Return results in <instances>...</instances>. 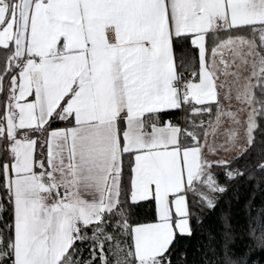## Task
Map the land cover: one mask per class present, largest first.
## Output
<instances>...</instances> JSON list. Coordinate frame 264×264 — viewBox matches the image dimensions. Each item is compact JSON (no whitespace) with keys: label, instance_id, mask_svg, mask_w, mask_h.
Listing matches in <instances>:
<instances>
[{"label":"snow or ice","instance_id":"obj_1","mask_svg":"<svg viewBox=\"0 0 264 264\" xmlns=\"http://www.w3.org/2000/svg\"><path fill=\"white\" fill-rule=\"evenodd\" d=\"M0 94V264H173L189 196L245 175L209 157L264 119V0H0Z\"/></svg>","mask_w":264,"mask_h":264},{"label":"trees","instance_id":"obj_2","mask_svg":"<svg viewBox=\"0 0 264 264\" xmlns=\"http://www.w3.org/2000/svg\"><path fill=\"white\" fill-rule=\"evenodd\" d=\"M192 67L198 68L197 58L192 60ZM183 115L180 111H174L162 115L161 119L182 123ZM213 118L214 112L211 117L206 115L197 120L204 119L207 122ZM258 122L260 128L255 134L254 145L239 160L235 159L237 153L227 159L233 161L230 167L246 169L245 175L229 181L225 177L224 169L213 168L218 183L227 188L225 193L216 194L215 208L210 210L193 204V198L189 196L193 213L191 219L193 234L191 237H179L173 245V264H223L225 228L221 216L225 213H230L229 222L236 236L235 242L229 245L231 253L234 254L233 258L238 261V264H264V251L255 249L254 242L246 234L250 217L253 221L258 217H264V172L258 169V165L264 163V119H258ZM58 126H63V123L53 125V127ZM243 147H246V143ZM146 209L147 205L141 208L134 218L145 219ZM198 218L200 219L199 224L197 223ZM209 234H211V239ZM241 236L243 239L240 238ZM249 246H253L254 249L251 253L248 251ZM84 254L87 256V249Z\"/></svg>","mask_w":264,"mask_h":264},{"label":"rangeland","instance_id":"obj_3","mask_svg":"<svg viewBox=\"0 0 264 264\" xmlns=\"http://www.w3.org/2000/svg\"><path fill=\"white\" fill-rule=\"evenodd\" d=\"M240 136H241V139L239 141V145L243 146V144L246 143L244 138H243V136H244L243 129H241ZM212 139H213L212 137H209V141L210 142L212 141ZM216 142L217 143H223V137L217 138ZM236 153H237V151L235 149L233 151H231V152H225V151L221 150L215 156H211L210 158L213 159V160H219V159L227 160L228 158H230L231 156H233Z\"/></svg>","mask_w":264,"mask_h":264},{"label":"crops","instance_id":"obj_4","mask_svg":"<svg viewBox=\"0 0 264 264\" xmlns=\"http://www.w3.org/2000/svg\"><path fill=\"white\" fill-rule=\"evenodd\" d=\"M63 126H64V125H63ZM63 126H58V127H63ZM241 146H242V145H241ZM242 147H243V146H242ZM210 157H211V156H210ZM210 157H209V158H210ZM210 159H211V158H210Z\"/></svg>","mask_w":264,"mask_h":264},{"label":"built area","instance_id":"obj_5","mask_svg":"<svg viewBox=\"0 0 264 264\" xmlns=\"http://www.w3.org/2000/svg\"><path fill=\"white\" fill-rule=\"evenodd\" d=\"M185 76L187 77V76H188V74H187V73H185Z\"/></svg>","mask_w":264,"mask_h":264}]
</instances>
